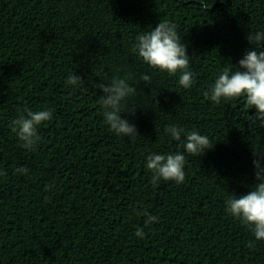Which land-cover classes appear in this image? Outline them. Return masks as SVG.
<instances>
[{"label": "trees", "instance_id": "16d2710c", "mask_svg": "<svg viewBox=\"0 0 264 264\" xmlns=\"http://www.w3.org/2000/svg\"><path fill=\"white\" fill-rule=\"evenodd\" d=\"M203 2L0 0V264H264V241L225 204L258 183L264 127L244 96L216 104L203 95L254 47L247 36L264 31V0ZM164 20L187 46L188 89L179 71L153 69L133 51L137 35ZM71 75L82 83L68 84ZM117 76L136 89L121 118L137 137L104 121L97 85ZM26 110H53L31 151L12 131ZM173 124L213 147L188 154L165 132ZM176 152L184 182L153 185L147 157ZM144 212L158 221L145 225Z\"/></svg>", "mask_w": 264, "mask_h": 264}, {"label": "clouds", "instance_id": "9594fccd", "mask_svg": "<svg viewBox=\"0 0 264 264\" xmlns=\"http://www.w3.org/2000/svg\"><path fill=\"white\" fill-rule=\"evenodd\" d=\"M202 6L207 8V3ZM248 42L254 47L246 51L245 55L238 62V67L225 69L218 78L215 79L212 87L203 93L206 99L219 104L221 99H231L244 96L246 105L256 109L253 116V123L260 122L264 127V51H261V42L264 41V31H249ZM137 43L133 51L153 69H159L175 75L178 71L179 85L185 89L190 88L194 83V74L189 70L190 57L187 55V46L181 42L178 36L176 25L167 20L160 21L158 25L149 32H142L136 37ZM141 81L149 85L151 77L142 75ZM68 84L75 85L82 80L77 75H71L67 80ZM97 87L102 95L100 103L103 108V116L109 131L124 137H137L138 132L134 124H130L126 119L121 118L122 102L136 91L129 86L127 78L113 77L110 84L100 83ZM27 116L21 115L12 121V131L16 132L21 147L26 150H33L40 137L37 134L38 126L45 121H50L53 117V110H43L33 112L26 110ZM134 112V111H133ZM125 113V112H123ZM165 132L177 142L188 154L201 156L211 149L210 140L206 135H201L197 131L185 132V129L178 125H169ZM182 135L185 139L182 140ZM253 166L256 169L255 179L258 181L252 190L237 197L236 194L229 195L225 200L226 212L238 219L242 224L251 228L256 240L264 241V167L261 160L264 159V151L254 148ZM186 164L185 155L181 152L174 154L152 153L147 157L146 167L153 175L151 182L156 185L161 179L164 181H174L177 184L185 180L184 167ZM17 173H27V168H17ZM0 175H6L0 171ZM146 217L145 225L158 221L157 216L144 212ZM143 229H138L136 236L144 238ZM253 242L249 241L247 247L252 248Z\"/></svg>", "mask_w": 264, "mask_h": 264}, {"label": "water", "instance_id": "95a60500", "mask_svg": "<svg viewBox=\"0 0 264 264\" xmlns=\"http://www.w3.org/2000/svg\"><path fill=\"white\" fill-rule=\"evenodd\" d=\"M264 45V42H261V46Z\"/></svg>", "mask_w": 264, "mask_h": 264}]
</instances>
